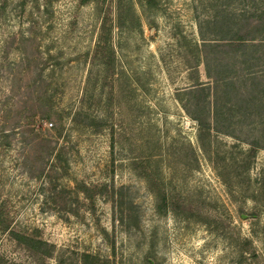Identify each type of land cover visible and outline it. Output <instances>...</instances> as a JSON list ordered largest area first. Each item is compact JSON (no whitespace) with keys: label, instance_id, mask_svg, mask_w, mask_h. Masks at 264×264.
<instances>
[{"label":"rangeland","instance_id":"1","mask_svg":"<svg viewBox=\"0 0 264 264\" xmlns=\"http://www.w3.org/2000/svg\"><path fill=\"white\" fill-rule=\"evenodd\" d=\"M157 1L0 0L4 258L264 264V121L207 114L200 146L183 92L206 2Z\"/></svg>","mask_w":264,"mask_h":264},{"label":"trees","instance_id":"2","mask_svg":"<svg viewBox=\"0 0 264 264\" xmlns=\"http://www.w3.org/2000/svg\"><path fill=\"white\" fill-rule=\"evenodd\" d=\"M138 1L148 7L158 3L157 0ZM205 2L208 15L198 22L200 40L186 43L185 61L191 83L183 93L189 95L186 110L192 118L200 121L199 144L208 150L211 141L209 127L202 122L207 121V114L213 121H225V116L231 119L234 113L241 111L243 116L259 115L260 121H264V77H261L264 76V67H255L264 64V0ZM238 61L244 63V67L240 68ZM200 63L209 78L205 81L201 80ZM242 85L247 86L243 94L239 91ZM251 101L252 106L247 108ZM248 143L246 157L251 159L260 141L253 139ZM155 194L158 197L156 191ZM15 236L33 251L40 250L45 243L33 234ZM0 264L17 263L0 255Z\"/></svg>","mask_w":264,"mask_h":264}]
</instances>
